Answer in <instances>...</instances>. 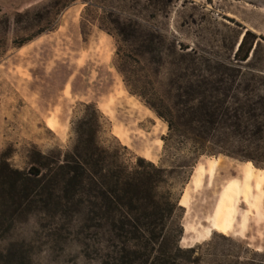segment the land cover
<instances>
[{
    "label": "trees",
    "instance_id": "1",
    "mask_svg": "<svg viewBox=\"0 0 264 264\" xmlns=\"http://www.w3.org/2000/svg\"><path fill=\"white\" fill-rule=\"evenodd\" d=\"M67 5L47 0L17 12L29 25L44 23L18 45L53 30ZM107 19L112 28L102 27L115 38L114 65L126 88L167 126L160 161L133 153L110 133L94 102L79 101L65 149L35 150L24 169L0 156V225L7 215L40 212L56 226L78 230L102 264H264V249L221 233L179 243L180 197L201 156L264 165V94L249 90L264 80V67L251 63L264 37L244 28L228 61L183 45L171 55L150 25ZM161 73L169 74L167 82L158 79Z\"/></svg>",
    "mask_w": 264,
    "mask_h": 264
},
{
    "label": "rangeland",
    "instance_id": "2",
    "mask_svg": "<svg viewBox=\"0 0 264 264\" xmlns=\"http://www.w3.org/2000/svg\"><path fill=\"white\" fill-rule=\"evenodd\" d=\"M46 1L0 0V156L20 169L30 165L29 156L35 150L47 152L68 146L70 122L79 101L94 102L107 118L110 133L133 153L155 163L160 161L167 126L129 92L115 68L116 41L102 27L112 28L107 16L119 15L150 25L149 30H156L155 34L162 37L161 50L171 55L183 52V45L188 46L186 50L194 48L201 56L228 61L233 58L244 28L264 37V0H63L68 5L55 15L57 26L18 45L44 23L29 25L26 16L17 12ZM259 41L251 63L264 67V40ZM168 75L161 73L158 79L167 82ZM249 90L264 94V80ZM127 99L135 103L137 110L131 119L123 113ZM212 158L218 161L213 175L202 173L195 188L191 175L183 189L180 200L186 191L189 202L181 222L190 227L204 222L222 188L234 179L233 229L239 233L213 230L211 234H225L251 248L264 249V185L258 191L250 189L261 206L257 215L247 217L244 226H239L245 210L240 194V165L245 161L260 169L264 165L222 154L203 155L193 172L199 166L204 168ZM163 164L168 167V160ZM184 236L186 240L179 242L182 246L210 238L197 239L194 230ZM0 264L102 262L98 253L85 245L78 230L67 224L56 226L51 217L33 211L7 215V221L0 225Z\"/></svg>",
    "mask_w": 264,
    "mask_h": 264
},
{
    "label": "bare ground",
    "instance_id": "3",
    "mask_svg": "<svg viewBox=\"0 0 264 264\" xmlns=\"http://www.w3.org/2000/svg\"><path fill=\"white\" fill-rule=\"evenodd\" d=\"M242 36V33H241ZM100 42V41H99ZM239 44V43H238ZM101 52H104L103 46L98 45ZM126 97V96H125ZM135 103L127 99V105L123 108V113L128 115L129 118L136 116ZM217 159H209L204 168L199 166L192 174L191 182L194 184V188L200 183V177L202 173H206L208 176H212ZM241 169V187L240 194L245 202V210L241 214L240 227L244 226L247 217H254L257 215L261 206L260 199L252 197L250 189L258 191L264 185V169L256 168L250 161H245L240 165ZM234 179H231L228 185H225L220 191L219 197L216 201L213 211L205 218L204 222H199L195 226L183 224V233H188L189 230H194L197 239H205L210 236L211 232L218 231L221 233L234 232L238 234L239 230L233 229V218L235 213V190L232 187ZM238 189V188H237ZM238 195V194H237ZM259 197V196H258ZM189 202L186 191L184 192L180 204L186 206ZM182 238V237H181ZM189 238V237H188ZM194 239V238H193ZM186 237L180 240L184 242ZM197 241V240H196ZM185 245V244H184Z\"/></svg>",
    "mask_w": 264,
    "mask_h": 264
},
{
    "label": "water",
    "instance_id": "4",
    "mask_svg": "<svg viewBox=\"0 0 264 264\" xmlns=\"http://www.w3.org/2000/svg\"><path fill=\"white\" fill-rule=\"evenodd\" d=\"M243 32V31H242ZM241 38H242V36H241V34H240V37H239V39H238V41H237V43H236V48H237V46H238V43L241 41Z\"/></svg>",
    "mask_w": 264,
    "mask_h": 264
},
{
    "label": "crops",
    "instance_id": "5",
    "mask_svg": "<svg viewBox=\"0 0 264 264\" xmlns=\"http://www.w3.org/2000/svg\"><path fill=\"white\" fill-rule=\"evenodd\" d=\"M183 236H184V233H183ZM183 236H182L181 240L183 239Z\"/></svg>",
    "mask_w": 264,
    "mask_h": 264
}]
</instances>
